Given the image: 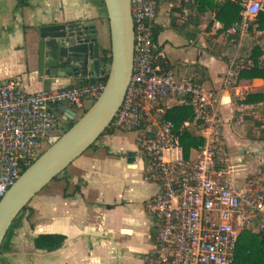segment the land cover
<instances>
[{
	"label": "crops",
	"instance_id": "crops-1",
	"mask_svg": "<svg viewBox=\"0 0 264 264\" xmlns=\"http://www.w3.org/2000/svg\"><path fill=\"white\" fill-rule=\"evenodd\" d=\"M88 21L95 23L102 57L111 44L104 0H0V82L16 78L35 92L88 80L40 72L42 28ZM218 21L224 25L209 0H160L156 55L177 79L194 77L219 93L226 155L217 168L227 171L235 187H244L264 165V79L236 78L227 88L224 79L236 59L253 65V48L264 50V44L250 43L249 35L228 36ZM257 93L262 97H252ZM188 128L200 133L195 123ZM139 137L138 131L102 135L36 195L6 234L0 264H144L160 223L148 203L161 186L147 179Z\"/></svg>",
	"mask_w": 264,
	"mask_h": 264
},
{
	"label": "built area",
	"instance_id": "built-area-1",
	"mask_svg": "<svg viewBox=\"0 0 264 264\" xmlns=\"http://www.w3.org/2000/svg\"><path fill=\"white\" fill-rule=\"evenodd\" d=\"M230 1L242 17L230 26H217L238 39L260 32L264 0ZM160 0H132L135 28L133 73L113 124L119 131L140 132L138 152L147 161L146 176L160 184L148 203L159 218L157 241L144 264H235L242 231H264V165L244 187H235L217 160L226 155L219 93L194 77L177 79L167 60L156 55V25ZM243 62L234 60L224 79L233 86ZM105 83H73L29 92L18 79L0 82V199L21 174L63 134V117L54 104L85 110ZM193 109L182 127L166 116L169 101ZM77 113V112H76ZM195 123L203 143L186 158L181 137Z\"/></svg>",
	"mask_w": 264,
	"mask_h": 264
},
{
	"label": "water",
	"instance_id": "water-1",
	"mask_svg": "<svg viewBox=\"0 0 264 264\" xmlns=\"http://www.w3.org/2000/svg\"><path fill=\"white\" fill-rule=\"evenodd\" d=\"M104 4L110 26V64L101 60L94 22L42 28L40 72L54 76L70 72L71 75L93 79L107 71V81L98 99L21 174L0 199V250L17 216L102 136L123 104L134 67L132 0H104ZM53 106L64 120L76 119L77 113L72 108L64 104Z\"/></svg>",
	"mask_w": 264,
	"mask_h": 264
},
{
	"label": "trees",
	"instance_id": "trees-1",
	"mask_svg": "<svg viewBox=\"0 0 264 264\" xmlns=\"http://www.w3.org/2000/svg\"><path fill=\"white\" fill-rule=\"evenodd\" d=\"M209 8L215 9L217 11L218 20H220L226 26H230L242 17L241 6L230 1H221L219 3H215V0H209ZM259 26L261 29H264V14L260 16ZM158 33L159 30L156 29V42ZM110 56V49H102L101 59L105 61L106 64H110ZM262 56H264V50L260 46L256 45L253 48L251 55V58L254 60V64H246L242 68H240L238 71L237 79H239L240 81L252 80L254 78L264 79V63L261 62ZM96 80H102L104 83H106L107 71L98 77H94L93 79L89 78L82 83H89ZM262 94L263 93H257L255 95H252V97H262ZM86 111H84L83 114ZM166 116L172 119L178 127H182L186 121L192 120L193 109L185 105H176L167 111ZM74 123V120L70 121V123L67 125L68 127L65 129H69ZM116 130L117 129L115 128L114 124L111 123V125L107 127L102 135L114 133ZM202 143L203 137L200 133L195 132L192 128L185 127L181 137V144L184 148L186 158H190L191 149L199 147V145H201ZM94 145L95 143L92 146ZM59 176H57L54 180L58 179ZM29 208L31 207L28 204L24 208V210ZM235 264H264V231L245 230L239 234L235 255Z\"/></svg>",
	"mask_w": 264,
	"mask_h": 264
},
{
	"label": "rangeland",
	"instance_id": "rangeland-1",
	"mask_svg": "<svg viewBox=\"0 0 264 264\" xmlns=\"http://www.w3.org/2000/svg\"><path fill=\"white\" fill-rule=\"evenodd\" d=\"M260 32H255V30L253 31H250V33L248 34L249 36H251V38L249 37L248 39H249V41H251L250 43H252L253 41L255 42V43H257V41L261 44V45H263L264 44V34H263V31L262 30H264V29H261L260 28ZM259 45V44H258ZM92 101H90V100H88L87 102H86V107H85V110L87 109V108H89L92 104ZM76 112L78 113L77 114V116H76V119L74 120V121H76V120H78L80 117H81V115L83 114L82 113V111H79V110H76ZM66 121H64L62 124H63V131L65 130H67V129H65V128H67L68 126L66 125ZM64 131V132H65ZM48 148V145H44L43 146V151H45L46 149Z\"/></svg>",
	"mask_w": 264,
	"mask_h": 264
},
{
	"label": "flooded vegetation",
	"instance_id": "flooded-vegetation-1",
	"mask_svg": "<svg viewBox=\"0 0 264 264\" xmlns=\"http://www.w3.org/2000/svg\"><path fill=\"white\" fill-rule=\"evenodd\" d=\"M78 114V113H77Z\"/></svg>",
	"mask_w": 264,
	"mask_h": 264
}]
</instances>
